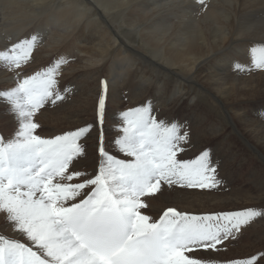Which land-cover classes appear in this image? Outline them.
<instances>
[{
  "label": "bare ground",
  "instance_id": "6f19581e",
  "mask_svg": "<svg viewBox=\"0 0 264 264\" xmlns=\"http://www.w3.org/2000/svg\"><path fill=\"white\" fill-rule=\"evenodd\" d=\"M205 4L0 0V50L18 39L38 37L32 60L19 71L21 78L64 61L57 76L64 103L59 115L45 123L43 133L94 125L85 143L89 150L78 168L91 173L98 167L100 128L95 122L101 81L108 83L102 130L113 154L119 155L112 147L122 134L121 113L146 102L160 118L188 122L192 145L186 155L212 149L222 185L213 190L167 189L157 199L147 198L151 215L169 206L196 214L264 207V123L249 119L264 117V110L253 109L255 102L264 101V71L252 68L249 51L264 42V0H205ZM237 64L243 70H237ZM16 79L17 74L0 62V91L11 90ZM15 115L0 98V134L12 136L18 127ZM0 230L8 231L3 215ZM260 253H264V218L226 242L219 253L199 255L224 260Z\"/></svg>",
  "mask_w": 264,
  "mask_h": 264
},
{
  "label": "snow or ice",
  "instance_id": "6c2138e0",
  "mask_svg": "<svg viewBox=\"0 0 264 264\" xmlns=\"http://www.w3.org/2000/svg\"><path fill=\"white\" fill-rule=\"evenodd\" d=\"M37 41L31 35L0 50V62L17 74L15 86L0 91V98L18 117L12 136L0 134V215L8 230H0V264H264V253L224 260L199 255L219 253L264 218V209L196 214L169 206L149 214L147 198L167 189L213 190L223 183L210 147L186 155L192 145L187 121L160 118L151 102L129 108L113 142L119 155L113 154L102 130L108 83L101 81L94 171L77 167L92 123L42 135L35 117L65 99L57 79L64 61L21 78ZM249 51L252 68L264 71V42Z\"/></svg>",
  "mask_w": 264,
  "mask_h": 264
},
{
  "label": "rangeland",
  "instance_id": "374dc122",
  "mask_svg": "<svg viewBox=\"0 0 264 264\" xmlns=\"http://www.w3.org/2000/svg\"><path fill=\"white\" fill-rule=\"evenodd\" d=\"M63 101L61 102H58L56 105H47L46 106V108L45 109H42L41 110V112L40 113H38L37 114V116L35 117V119L41 124V129H40V133L42 134V135H45L44 133H43V129H44V127H45V123L46 122H49L50 120H51V118H53V120L55 119V117H57L58 115H59V107H60V105L62 104L63 105ZM56 107V108H55ZM253 109L254 110H260V109H262V110H264V101H261L260 103H258V102H255L254 104H253ZM89 111H92V109H90ZM54 112V113H53ZM57 113H58V115H57ZM256 115V114H255ZM15 117H17V115H15ZM46 117H50V118H46ZM251 118V119H250ZM249 119L250 120H253L254 122H258V123H261V124H263L264 123V117H257V115H256V117H249ZM256 119V120H255ZM261 121V122H260ZM51 122V121H50ZM242 125H240V124H236V128L237 129H244V127L242 126ZM47 136V135H46ZM106 143V146H107V142H105ZM85 147H86V145H85ZM108 147H109V145H108ZM113 150H118L114 145H113ZM253 148V146H250V149H252ZM86 149V152L89 150V149H87V148H85ZM261 209H264V207H262Z\"/></svg>",
  "mask_w": 264,
  "mask_h": 264
}]
</instances>
